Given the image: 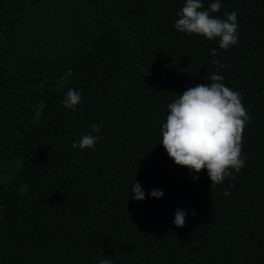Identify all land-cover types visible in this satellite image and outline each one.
<instances>
[{"label": "trees", "instance_id": "16d2710c", "mask_svg": "<svg viewBox=\"0 0 264 264\" xmlns=\"http://www.w3.org/2000/svg\"><path fill=\"white\" fill-rule=\"evenodd\" d=\"M0 264H264V0H0Z\"/></svg>", "mask_w": 264, "mask_h": 264}]
</instances>
